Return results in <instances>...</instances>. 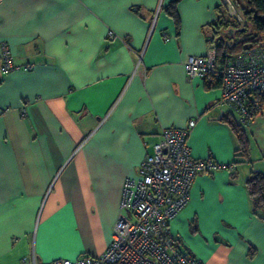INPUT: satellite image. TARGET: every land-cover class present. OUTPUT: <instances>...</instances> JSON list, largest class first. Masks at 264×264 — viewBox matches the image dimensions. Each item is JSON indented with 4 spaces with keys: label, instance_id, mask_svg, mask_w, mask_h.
<instances>
[{
    "label": "crops",
    "instance_id": "0c3cea01",
    "mask_svg": "<svg viewBox=\"0 0 264 264\" xmlns=\"http://www.w3.org/2000/svg\"><path fill=\"white\" fill-rule=\"evenodd\" d=\"M173 1L0 0V66L3 41L14 64L34 65L0 73V264L103 254L126 178L164 129L191 120V155L222 168L195 178L170 233L204 264H264L246 187L264 172V109L243 121L222 84L188 78L224 12L220 0H180L177 30ZM226 116L244 127L249 160Z\"/></svg>",
    "mask_w": 264,
    "mask_h": 264
},
{
    "label": "built area",
    "instance_id": "2783aa9c",
    "mask_svg": "<svg viewBox=\"0 0 264 264\" xmlns=\"http://www.w3.org/2000/svg\"><path fill=\"white\" fill-rule=\"evenodd\" d=\"M228 16L242 21L241 8L234 0H220ZM113 37V32H108ZM170 40V38H166ZM0 73L30 70L33 64L16 65L8 42L1 43ZM189 79L211 80L221 75V102L237 109L243 121L249 119L248 101L255 94L264 100V48H254L229 58L219 69L215 46L204 55H190L185 62ZM258 104V103H254ZM187 129L166 128L141 162L139 172L126 178L112 241L103 254L77 260L57 259L45 264H204L183 251L169 230L173 220L189 203L195 178L222 168L212 160L195 159L188 145ZM25 264H38L35 256Z\"/></svg>",
    "mask_w": 264,
    "mask_h": 264
},
{
    "label": "trees",
    "instance_id": "16d2710c",
    "mask_svg": "<svg viewBox=\"0 0 264 264\" xmlns=\"http://www.w3.org/2000/svg\"><path fill=\"white\" fill-rule=\"evenodd\" d=\"M180 0H174L167 7L166 11L171 17L177 30L180 28V19L177 11ZM240 6V0H234ZM245 6L241 7L245 24L241 25L238 21L230 18L226 12L218 17L215 36L211 39L212 44L217 50V64L220 69L225 62L234 56L242 54L247 50L254 48H264V0H245ZM234 31V34L230 35ZM227 34L225 37L224 34ZM210 41V40H209ZM216 78L217 83H214ZM214 84H221V75H215L211 80ZM258 103V104H254ZM249 119L259 114L264 109V100L262 96L255 94L248 101ZM231 127L237 137L239 147L237 153L249 160L250 143L247 133L241 123L228 117L223 118ZM246 187L252 203L253 213L264 220V172L252 171L246 180ZM251 250V255L253 254Z\"/></svg>",
    "mask_w": 264,
    "mask_h": 264
},
{
    "label": "rangeland",
    "instance_id": "374dc122",
    "mask_svg": "<svg viewBox=\"0 0 264 264\" xmlns=\"http://www.w3.org/2000/svg\"><path fill=\"white\" fill-rule=\"evenodd\" d=\"M240 3H241V5L239 6V8L245 6V4H246V3H245V0H240ZM221 8H222L223 12H226L225 8H224L222 5H221ZM219 14H220V13H219ZM227 15H228V14H227ZM241 17H242V21H240L239 23H240L241 25H243V24H245V20H244V16H243V14H242V10H241ZM232 34H234V31L230 33V35H232ZM224 36L226 37L227 34L225 33Z\"/></svg>",
    "mask_w": 264,
    "mask_h": 264
}]
</instances>
